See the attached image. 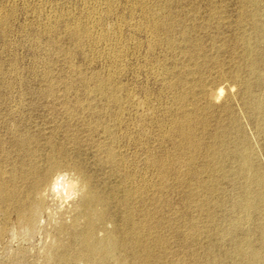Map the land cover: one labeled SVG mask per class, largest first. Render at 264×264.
<instances>
[{"label": "rangeland", "instance_id": "374dc122", "mask_svg": "<svg viewBox=\"0 0 264 264\" xmlns=\"http://www.w3.org/2000/svg\"><path fill=\"white\" fill-rule=\"evenodd\" d=\"M263 196L264 0H0V264H264Z\"/></svg>", "mask_w": 264, "mask_h": 264}, {"label": "bare ground", "instance_id": "6f19581e", "mask_svg": "<svg viewBox=\"0 0 264 264\" xmlns=\"http://www.w3.org/2000/svg\"><path fill=\"white\" fill-rule=\"evenodd\" d=\"M104 1H105V0H104ZM106 2H107V1H106ZM108 5H109V4H108ZM110 5H111V4H110ZM110 5H109V6H110ZM91 9H92V8H91ZM93 9H94V8H93ZM88 11H89V10H87V13H88ZM91 11H93V10H91ZM96 11H97V10H96ZM89 12H90V11H89ZM94 12H95V11H94ZM85 14H86V13H85ZM100 15H101V14H100ZM85 16H86V15H85ZM88 16H89V14H88ZM90 17H91V16H90ZM90 17H89L88 20L91 19ZM85 18H86V17H85ZM94 18H97V17H94ZM99 18H100V17H99ZM91 20H92V19H91ZM91 20H90V21H91ZM93 20H94V19H93ZM99 20H100V19H99ZM80 21H81V20H80ZM74 22H76V21H74ZM74 22H73L72 24H74ZM87 22H88V21H87ZM92 22H93V21H92ZM149 22H150V21H149ZM77 23H78V21H77ZM77 23H76V24H77ZM79 23H80V22H79ZM90 23H91V22H90ZM87 24L89 25V28H87L88 30H87L85 27H84V28L86 29V31H89V29H90L92 26H90L89 23H87ZM152 24H153V23H152ZM68 25H69V24H68ZM83 25H85V24H83ZM88 25H87V26H88ZM91 25H95V24L93 23V24H91ZM69 26H70V25H69ZM74 26H75V25H74ZM76 26H77V25H76ZM81 26H82V25H81ZM81 26H79V27H81ZM79 27H78V28H79ZM148 27H151V26H148ZM81 28H82V27H81ZM70 29H71V28H70ZM73 29H74V27H73ZM75 29H76V27H75ZM151 29H152V28H151ZM81 30L84 32L83 29H81ZM149 31H150V30H149ZM77 32H78V29H77ZM80 32H81V31H80ZM83 32H82V33H83ZM89 32H90V31H89ZM89 32H87V33H89ZM96 32H97V31H96ZM73 33H74V32H73ZM91 33H92V31H91ZM103 33H104V32H103ZM103 33H101V34H103ZM150 33H151V32H150ZM154 33H155V32H154ZM84 34H85V33H84ZM104 34H105V33H104ZM85 35H88V34H85ZM105 35H106V34H105ZM105 35H104V36H105ZM98 38H99V37H98ZM100 38H103V37H100ZM104 38H105V37H104ZM77 39H78V38H77ZM101 40H102V39H101ZM77 41H79V40H77ZM105 43H106V42H105ZM90 44H91V43H90ZM78 45H80V44H78ZM95 46H96V45H95ZM89 47H90V45H89ZM110 50H111V49H110ZM112 54H113V53H112ZM118 54H119V53H118ZM115 55H116V54H115ZM113 56H114V55H113ZM117 57H118V56H117ZM114 58H115V57H114ZM114 58H113V59H114ZM115 59H116V58H115ZM116 60H117V59H116ZM107 80H108V79H107ZM109 80H110V79H109ZM103 83H104V82H103ZM110 92H111V91H110ZM208 94H209V93H208ZM209 96H210V95H209ZM212 96H213V95H212ZM212 96H210V97H212ZM213 97H214V96H213ZM215 97H216V96H215ZM215 97H214V98H215ZM206 98H207V97H206ZM214 98H213V99H214ZM210 99H211V98H210ZM213 99H212V100H213ZM215 99H216V98H215ZM215 99H214V100H215ZM208 102H209V101H208ZM215 102H216V101H215ZM209 104H210V103H209ZM187 116H188V115H187ZM187 116H186V117H187ZM183 117H184V116H183ZM188 117H189V116H188ZM188 117H187V118H188ZM184 118H185V117H184ZM188 119H189V118H188ZM186 121L188 122L189 120H186ZM175 122H176V121H175ZM187 122H184V123L187 124ZM188 123H189V122H188ZM182 124H183V123H182ZM173 125H174V124H173ZM179 125H181L180 122H179L178 126H179ZM184 125H185V124H184ZM187 125H188V124H187ZM180 127L183 128V125H181ZM188 129L190 130L189 127H188ZM186 130H187V129H186ZM191 130H192V129H191ZM191 130L189 131V133L191 132ZM181 131H182V130H181ZM187 132H188V131H187ZM187 132H186V133H187ZM180 133H181V132H180ZM183 133H184V132H183ZM181 134H182V133H181ZM187 135H188V134H187ZM187 135H186V136H187ZM243 153H244V152H243ZM243 155H244V154H243ZM245 159H246V158H245ZM248 162H249V160H248ZM241 164H242V163H241ZM244 167H245V166H244ZM246 171H247V170H246ZM244 173H245V172H244ZM246 173H247V172H246ZM240 174H241V173H240ZM245 175H246V174H245ZM245 175H244V176H245ZM49 176H50L49 173L46 174V175H44V177H43V179H42V183H43L44 186L47 184L46 182L48 181L47 179L49 178ZM236 178H237V177H236ZM250 183H251V182H250ZM38 184H40V183L37 182V185H38ZM256 187H257V186H256ZM83 190H84V189H83ZM256 192H257V191H256ZM262 192H263V191H262ZM10 193H11V192H10ZM4 194H5V193H4ZM7 195H8V194H7ZM37 196H38V198H39V195H37ZM254 197H255V196H254ZM263 197H264V196H263ZM262 199H263V198H262ZM95 200H96V199H95ZM37 201H38V200H37ZM37 201H36V202H37ZM85 201H88V200H85ZM97 201H98V200H97ZM253 201H254V200H253ZM88 202H89V201H88ZM98 202H99V201H98ZM86 203H87V202H86ZM89 204H90V203H89ZM261 204H262V203H261ZM261 204H260V205H261ZM81 205H82V204H81ZM83 206H85L84 203H83ZM237 206H238V205H237ZM242 206H243V205H242ZM36 207H37V205L34 206L33 208H31V209L29 210V212H28V215H27V216H28V220H27V221H28L29 223H32V221L34 220V218L37 216V215H36V214H37V208H36ZM91 207H92V206H91ZM249 211H250V210H249ZM245 212H246V211H245ZM80 213H81V212H80ZM84 216H85V215H84ZM244 216H245V215H244ZM248 216H249V215H248ZM76 217H77V216H76ZM86 218H87V217H86ZM20 219H21V218H20ZM92 219H96V218H92ZM93 221H97V220H93ZM93 221H92V222H93ZM90 222H91V221H90ZM72 223H73V222H72ZM94 223H95V222H94ZM73 224H74V223H73ZM92 225H93V224H92ZM92 225H91L90 223H88V225H87V229H86V232H85L86 234L84 233V234H85L84 237H83V236H82V238H79V237H78V238H79L78 240L82 239V240H81V243H82V245L85 246L86 252H88V253H91V252L94 251V247H93V246H94L95 243L97 242V241L95 242V240H94V242H95L94 244H93V242L90 243V237H92V234H93V232H94V231H93V227H94V226L92 227ZM75 229H76V228H75ZM94 229H95V228H94ZM58 230H59V229H58ZM76 232H77V231H76ZM78 233H80V232H78ZM138 233H139V232H138ZM125 234H126V233H125ZM81 235H83V232H82ZM81 235H80V236H81ZM99 236H100V235H99ZM114 236H115V235H114ZM109 237H110V236H109ZM115 238H116V237H115ZM97 239H99V238H97ZM109 239H112V238H109ZM109 239H108V241H107V246H106V247L99 246L100 244H97V246L100 247V248H99V247H97V248L100 249V250H101L102 252H104V253H106V252L109 253V250L115 247V246H114V243L112 242V240H109ZM117 239H118V238H117ZM105 240H107V238H106ZM105 240H104V241H105ZM263 240H264V238H263ZM113 241H115V240H113ZM117 242H118V241H117ZM79 243H80V242H79ZM118 244H120V243H118ZM65 245H66V244H65ZM80 245H81V244H80ZM82 245H81V246H82ZM92 245H93V246H92ZM101 245H102V244H101ZM139 245H140V244H139ZM81 246H80V247H81ZM116 246H117V245H116ZM122 246H123V244H122ZM54 247H55V246H54ZM58 247H59V249H60V246H58ZM58 247H56V248H58ZM65 247H68V246H65ZM118 247L121 248L120 245H119ZM61 248H62V246H61ZM115 248H116V250H117V247H115ZM115 248H114V249H115ZM122 248H124V247H122ZM70 249H71V248H70ZM70 249H69V250H70ZM82 249H83V248H82ZM95 249H96V246H95ZM254 249H255V248H254ZM60 250H61V249H60ZM65 250H67V249H65ZM69 250H68V251H65V252H69ZM123 250H124V249H123ZM62 251H63V250H62ZM71 251H72V249H71ZM74 251H75V250H74ZM77 251H78V250H77ZM83 251H84V250H83ZM96 251H97V250H96ZM101 251H100V253H101ZM121 251H122V249H121ZM125 251H126V250H125ZM237 251H238V248H237ZM65 252H64V254H65ZM79 252H81V250H79L77 253H79ZM84 252H85V251H84ZM86 252H85V253H86ZM94 252H95V251H94ZM110 252H112V251H110ZM114 252H115V251H114ZM77 253H76V255L79 256L80 253H79V254H77ZM88 253H87V254H88ZM248 253H249V252H248ZM62 254H63V253H62ZM69 254H70V252H69ZM82 254H84V253H82ZM93 254H94V256H93ZM93 254H92V256H93V258H95L97 255H99V252H98V253L96 252V253H93ZM95 254H97V255H95ZM101 254H102V253H101ZM113 254H114V253H113ZM113 254H112V255H113ZM115 254H116V253H115ZM245 254H246V252H245ZM57 255H58V254H57ZM66 255H67V253H66ZM66 255H65V256H66ZM118 255H119V254H118ZM234 255H236V254H234ZM258 255H259V254H258ZM68 256H70V255H68ZM80 256L83 257V255H80ZM85 256H86V255H85ZM87 256H88V255H87ZM92 256L90 255V258H91ZM56 257H57V256H56ZM59 257L61 258V256H59ZM82 257H81L80 259L83 260ZM97 257H98V256H97ZM99 257H100V255H99ZM99 257H98V258H99ZM102 257L104 258L103 254H102ZM109 257L111 258V256H109ZM109 257H107V258H109ZM114 257H115V256L113 255V258H114ZM258 257H259V256H258ZM60 258H59V259H60ZM63 258H65V257H63ZM63 258H61V259H63ZM88 258H89V257H88ZM90 258H89V259H90ZM93 258H92V259H93ZM236 258H237V257H236ZM245 258H246V256H245ZM245 258H244V259H245ZM71 259H72V257H71ZM92 259H90V261H93ZM100 259H101V258H100ZM114 259H115V258H114ZM114 259H113V260H114ZM124 259H125V258H124ZM237 259H238V258H237ZM251 259H252V258H251ZM85 260H86V259H85ZM94 260H95V259H94ZM105 260H106V258H105ZM109 260H111V259H109ZM109 260H108V261H109ZM238 260H239V259H238ZM70 261H71V260H70ZM88 261H89V260H88ZM120 261H121V259H120L118 262L120 263ZM234 261H235V258H234ZM253 261H254V260H253ZM59 262H60V261H59ZM62 262H63V261H62ZM62 262H61V263H62ZM82 262H83V261H82ZM95 262H96V260H95ZM97 262H98V261H97ZM115 262H116V261H115ZM115 262H114V263H115ZM123 262H124V261H123ZM123 262H122V263H123ZM242 262H243V261H242ZM250 262H251V261H250ZM255 262H256V259H255ZM262 262H263V261H262ZM61 263H60V264H61ZM89 263H91V262H89ZM100 263H101V261H100ZM106 263H107V261H106ZM110 263H111V262H110ZM110 263H109V264H110ZM258 263H259V262H258ZM57 264H58V263H57ZM85 264H86V263H85ZM91 264H92V263H91ZM96 264H97V263H96ZM98 264H99V263H98ZM102 264H103V261H102ZM104 264H105V262H104ZM116 264H117V263H116ZM123 264H124V263H123ZM125 264H126V263H125ZM134 264H135V263H134ZM247 264H248V263H247ZM250 264H251V263H250Z\"/></svg>", "mask_w": 264, "mask_h": 264}]
</instances>
